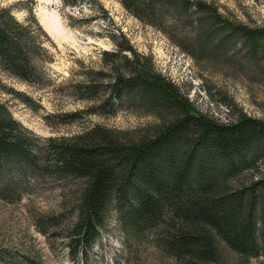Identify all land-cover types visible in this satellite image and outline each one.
<instances>
[{
  "label": "trees",
  "instance_id": "obj_1",
  "mask_svg": "<svg viewBox=\"0 0 264 264\" xmlns=\"http://www.w3.org/2000/svg\"><path fill=\"white\" fill-rule=\"evenodd\" d=\"M119 1L156 27L189 19L201 27L196 41L202 53L209 35L201 34L207 32L218 34L209 54L232 37L254 55L264 51V26H234L203 1ZM47 43L53 44L32 13L18 20L10 7L0 6L3 72L41 84V64L53 60ZM116 46L102 53L108 72L91 70L86 83L72 84L73 96L95 104L64 116L113 114L124 101L158 122L149 131L93 124L39 145L0 101V170L20 167L82 180L68 236L75 255L92 248L109 214L134 237L153 232L156 245L178 264H231L226 252H234L243 264L264 255V173L256 175L264 157V120L239 113L222 122L203 113L155 69L150 55L129 44ZM9 186L2 181L0 190Z\"/></svg>",
  "mask_w": 264,
  "mask_h": 264
},
{
  "label": "rangeland",
  "instance_id": "obj_2",
  "mask_svg": "<svg viewBox=\"0 0 264 264\" xmlns=\"http://www.w3.org/2000/svg\"><path fill=\"white\" fill-rule=\"evenodd\" d=\"M199 1L234 26H264V0ZM3 6L10 7L18 20L32 13L53 42L46 44L53 60L41 64V84L0 69V101L38 138L39 145L93 124L149 131L158 122L153 114L124 101L117 103L113 114L64 116L95 104L73 96L72 84L86 83L91 70L108 72L102 53L115 50L117 42L150 55L155 69L179 85L199 111L222 122L239 113L264 120V51L254 55L236 37L209 54L218 34L202 33L209 35L210 46L202 53L196 41L200 26L182 17L156 27L134 17L119 0H11ZM19 169L24 168L0 170V183L10 184L0 190V264H178L156 245L153 232L134 237L119 228L113 214L92 248L75 255L68 236L82 180ZM260 173H264V157L258 161L256 175ZM226 257L231 264H243L234 252H226ZM244 264H264V255Z\"/></svg>",
  "mask_w": 264,
  "mask_h": 264
},
{
  "label": "clouds",
  "instance_id": "obj_3",
  "mask_svg": "<svg viewBox=\"0 0 264 264\" xmlns=\"http://www.w3.org/2000/svg\"><path fill=\"white\" fill-rule=\"evenodd\" d=\"M5 3H11V0H0V6H3Z\"/></svg>",
  "mask_w": 264,
  "mask_h": 264
}]
</instances>
